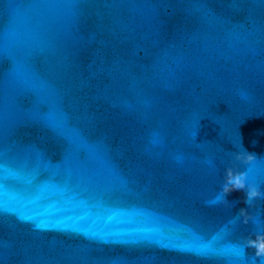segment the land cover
Instances as JSON below:
<instances>
[{
	"label": "water",
	"instance_id": "1",
	"mask_svg": "<svg viewBox=\"0 0 264 264\" xmlns=\"http://www.w3.org/2000/svg\"><path fill=\"white\" fill-rule=\"evenodd\" d=\"M229 167L264 193V0H0V264H264Z\"/></svg>",
	"mask_w": 264,
	"mask_h": 264
},
{
	"label": "clouds",
	"instance_id": "2",
	"mask_svg": "<svg viewBox=\"0 0 264 264\" xmlns=\"http://www.w3.org/2000/svg\"><path fill=\"white\" fill-rule=\"evenodd\" d=\"M236 159L247 164L255 159V155L247 151L237 153ZM234 190H245L246 200L249 206L257 198H264V193L255 185L247 183V173L244 171H236L232 167L226 169L225 182L222 186L223 199L222 202L232 206L226 199V194ZM240 216L243 217V223L247 224L250 217L245 209L240 210ZM247 248L255 249V257H264V233H259L254 239L248 238L245 242Z\"/></svg>",
	"mask_w": 264,
	"mask_h": 264
}]
</instances>
